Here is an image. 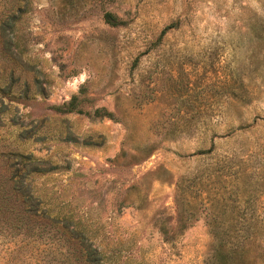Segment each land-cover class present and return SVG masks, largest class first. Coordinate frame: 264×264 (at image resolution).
Here are the masks:
<instances>
[{"label":"rangeland","instance_id":"1","mask_svg":"<svg viewBox=\"0 0 264 264\" xmlns=\"http://www.w3.org/2000/svg\"><path fill=\"white\" fill-rule=\"evenodd\" d=\"M8 21L0 151L51 167L33 183L106 264H264V0H0ZM57 234L30 255L1 227L0 264H75Z\"/></svg>","mask_w":264,"mask_h":264},{"label":"trees","instance_id":"2","mask_svg":"<svg viewBox=\"0 0 264 264\" xmlns=\"http://www.w3.org/2000/svg\"><path fill=\"white\" fill-rule=\"evenodd\" d=\"M103 21L110 26L122 24V21L115 19L114 15L105 11L103 13ZM171 26V25H170ZM0 35H2V51L6 57L13 58L9 51V46L12 44L11 39H7V34L16 30L15 23L8 21L0 27ZM169 28L166 26L165 29ZM16 32V31H15ZM14 32V34H16ZM13 44H19V36H14ZM8 52V54H7ZM12 71L9 72L8 82L0 85V101L1 96H10L12 94H20L25 96L24 90L20 87H13ZM10 94V95H9ZM54 109L62 113H82L77 107L75 97H71L67 102L61 105L54 106ZM93 117H111V113L103 108L94 109L90 114ZM20 136V133H18ZM18 136H15L16 138ZM16 141L2 144L3 149L0 151V161L2 172H0V230L1 227H10L16 229L20 227V241L28 242L29 246L23 247L30 255L37 252L39 246L33 245L32 235L41 230L47 234V237L52 239V233H59L57 238L59 244L55 250L60 249V254L65 253L69 259V263L75 264H106L102 260L99 252L91 243V235L85 223L81 219L73 220V209L70 204L54 203L50 197H46L42 191L33 183L35 175L45 173L50 170L40 164L39 160L32 157L30 153H25L15 145ZM22 228H24L22 230ZM52 228L53 231L50 229ZM54 236V235H53ZM38 253V252H37ZM34 257V256H31ZM27 264H37L31 261Z\"/></svg>","mask_w":264,"mask_h":264}]
</instances>
